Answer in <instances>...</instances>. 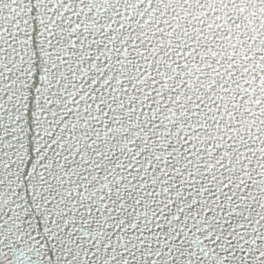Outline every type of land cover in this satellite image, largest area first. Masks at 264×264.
I'll use <instances>...</instances> for the list:
<instances>
[{"label":"snow or ice","instance_id":"1","mask_svg":"<svg viewBox=\"0 0 264 264\" xmlns=\"http://www.w3.org/2000/svg\"><path fill=\"white\" fill-rule=\"evenodd\" d=\"M0 264H264V0H0Z\"/></svg>","mask_w":264,"mask_h":264}]
</instances>
